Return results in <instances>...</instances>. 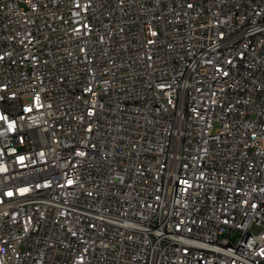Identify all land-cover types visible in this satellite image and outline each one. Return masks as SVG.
Wrapping results in <instances>:
<instances>
[{
    "label": "built area",
    "instance_id": "1",
    "mask_svg": "<svg viewBox=\"0 0 264 264\" xmlns=\"http://www.w3.org/2000/svg\"><path fill=\"white\" fill-rule=\"evenodd\" d=\"M0 264H264V0H0Z\"/></svg>",
    "mask_w": 264,
    "mask_h": 264
},
{
    "label": "snow or ice",
    "instance_id": "2",
    "mask_svg": "<svg viewBox=\"0 0 264 264\" xmlns=\"http://www.w3.org/2000/svg\"><path fill=\"white\" fill-rule=\"evenodd\" d=\"M9 195H11V194L9 193Z\"/></svg>",
    "mask_w": 264,
    "mask_h": 264
}]
</instances>
